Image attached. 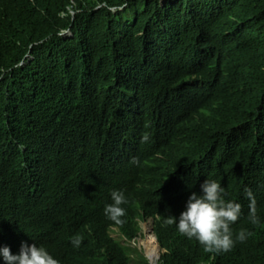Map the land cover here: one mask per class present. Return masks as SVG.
<instances>
[{"label":"trees","instance_id":"obj_1","mask_svg":"<svg viewBox=\"0 0 264 264\" xmlns=\"http://www.w3.org/2000/svg\"><path fill=\"white\" fill-rule=\"evenodd\" d=\"M185 106L214 124L205 172L229 152L257 184L260 223L220 264H264V0H0V196L28 191L38 241L65 235L56 192L89 173L116 183L131 133L154 141ZM30 159L55 179L42 200Z\"/></svg>","mask_w":264,"mask_h":264},{"label":"clouds","instance_id":"obj_2","mask_svg":"<svg viewBox=\"0 0 264 264\" xmlns=\"http://www.w3.org/2000/svg\"><path fill=\"white\" fill-rule=\"evenodd\" d=\"M180 110L184 117L173 112L171 127L154 141L131 133L116 183L89 173L56 192L67 226L56 247L38 241L41 207L29 209L28 191L5 190L0 233L7 239L0 242V264H176L172 258L186 243L197 253L194 264L231 260L251 236L247 224L260 223L257 184L229 152L222 153L219 172L206 173L203 152L214 124L189 106ZM25 164L27 188L33 194V184L40 183L42 200L54 189L50 165L40 159Z\"/></svg>","mask_w":264,"mask_h":264},{"label":"water","instance_id":"obj_3","mask_svg":"<svg viewBox=\"0 0 264 264\" xmlns=\"http://www.w3.org/2000/svg\"><path fill=\"white\" fill-rule=\"evenodd\" d=\"M255 82H257V80L256 81H253L250 85H254Z\"/></svg>","mask_w":264,"mask_h":264},{"label":"bare ground","instance_id":"obj_4","mask_svg":"<svg viewBox=\"0 0 264 264\" xmlns=\"http://www.w3.org/2000/svg\"><path fill=\"white\" fill-rule=\"evenodd\" d=\"M249 85V84H248ZM254 85H256V84H254ZM254 85H249V86H253V87H255ZM258 85V84H257Z\"/></svg>","mask_w":264,"mask_h":264},{"label":"rangeland","instance_id":"obj_5","mask_svg":"<svg viewBox=\"0 0 264 264\" xmlns=\"http://www.w3.org/2000/svg\"><path fill=\"white\" fill-rule=\"evenodd\" d=\"M252 83V82H251ZM255 84V83H254Z\"/></svg>","mask_w":264,"mask_h":264}]
</instances>
